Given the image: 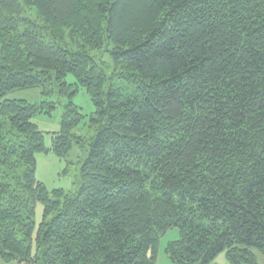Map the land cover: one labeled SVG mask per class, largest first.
I'll return each instance as SVG.
<instances>
[{"label": "trees", "instance_id": "trees-1", "mask_svg": "<svg viewBox=\"0 0 264 264\" xmlns=\"http://www.w3.org/2000/svg\"><path fill=\"white\" fill-rule=\"evenodd\" d=\"M132 1L0 0V258L157 264L160 238L178 229L173 264L225 251L258 264L264 0ZM68 75L92 98L94 135L72 133L85 116L70 101L47 149L33 123L44 106L8 96L53 86L74 96ZM74 144L87 153L78 188L49 195L36 154Z\"/></svg>", "mask_w": 264, "mask_h": 264}, {"label": "rangeland", "instance_id": "rangeland-1", "mask_svg": "<svg viewBox=\"0 0 264 264\" xmlns=\"http://www.w3.org/2000/svg\"><path fill=\"white\" fill-rule=\"evenodd\" d=\"M130 1V6L134 3ZM127 17V18H126ZM130 15L126 14L125 21L129 20ZM109 45L104 51H108ZM97 56L103 57L104 61L112 64L109 56L103 52H98ZM67 82L77 91L74 96H61L58 88L51 87L49 94L45 95L40 87L16 91L9 94L8 99L26 101L33 105L44 106V110L33 118L35 126L44 134V144L47 149L53 145V137L61 131L63 115L66 106L70 101L73 102L85 116L81 124L75 128L72 133L78 137L90 138L94 135V129L91 127V116L95 114L96 109L88 91L78 86L73 75H68ZM54 108H51V107ZM86 151L78 144H74L72 149L63 157L57 155L54 151L41 152L36 154V179L44 185L49 195L54 191L63 190L67 194L76 192L78 188V177L81 165L86 158ZM53 197V196H52ZM35 223L38 227L43 221L44 207L41 203L36 205ZM180 239V231L171 229L163 235L158 244L157 264H173L166 253L168 245ZM255 259L258 264H264V256L255 251ZM0 264H20L18 262L5 263L0 258ZM212 264H231L227 252H222Z\"/></svg>", "mask_w": 264, "mask_h": 264}]
</instances>
